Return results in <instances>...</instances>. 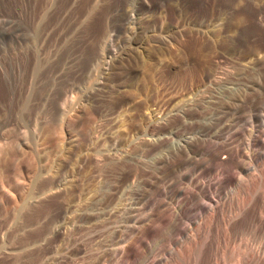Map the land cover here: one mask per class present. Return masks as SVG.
Returning <instances> with one entry per match:
<instances>
[{
	"label": "rangeland",
	"instance_id": "1",
	"mask_svg": "<svg viewBox=\"0 0 264 264\" xmlns=\"http://www.w3.org/2000/svg\"><path fill=\"white\" fill-rule=\"evenodd\" d=\"M262 167L264 0H0V264H264Z\"/></svg>",
	"mask_w": 264,
	"mask_h": 264
},
{
	"label": "bare ground",
	"instance_id": "2",
	"mask_svg": "<svg viewBox=\"0 0 264 264\" xmlns=\"http://www.w3.org/2000/svg\"><path fill=\"white\" fill-rule=\"evenodd\" d=\"M240 98H241V97H240ZM231 105H234V104H231ZM212 159H213V158H212ZM217 159H218V158H217ZM213 162H214V161H213ZM247 163H248V162H247ZM228 165H229V164H228ZM262 165H263V164H262ZM225 166H226V165H225ZM249 167H250V166H249ZM249 167H248V168H249ZM218 168H219V166H218ZM231 168H232V166H231ZM231 168H229V169H231ZM214 170H215V169H214ZM248 170H249V169H245V170H243V171H240V173L238 174V177L235 179V183H236L235 185L238 186V188H239L240 185H242V186L245 185V186H246V184H247V185L249 184V185L253 186L252 184L257 183V181H258L259 178H260V180H262V179H261V176H259V178H258V176H257L256 174H252V173L250 174V173H248V172H249ZM257 171H258V173H259L260 175H264V167H262L261 169H259V170H257ZM228 172H230V171H228ZM228 172H227V173H228ZM241 173H242V174H241ZM246 173H247L248 175H247ZM218 174H219V172H216L215 174H212V175H210L208 178H206L207 181H206L205 184L207 185V187H213V188L216 189V188H219V187L222 185V183L225 185V183H224V182H225V179L222 178L223 181L220 180V179H219V176H220L221 174H220V175H218ZM225 174H226V173H225ZM225 174L222 173V175H224V176H225ZM241 175H242V176H245V175L247 176V179H245L246 181H245V180H244V181H241V180L244 179V178H242V179L240 180V178L242 177ZM263 177H264V176H263ZM220 178H221V176H220ZM206 179H205V180H206ZM232 181H233V180H232ZM231 183H234V182H231ZM231 183H230V184H231ZM205 184H204V185H205ZM199 185H200V184H199ZM199 185H198V186H199ZM204 185L201 186V191H202V187L204 188ZM198 186H197V187H198ZM222 186H223V185H222ZM245 186H244V187H245ZM256 186H257V184H256ZM240 187H241V186H240ZM213 188H212V189H213ZM255 188H256V187H255ZM257 188H258V187H257ZM193 189H194V188H193ZM206 189L208 190V189H210V188H206ZM206 189H205V190H206ZM219 190H221V189H219ZM240 190H241V189H240ZM199 191H200V189H199ZM201 191H200V192H201ZM208 191H209V190H208ZM208 191H207V192H208ZM200 192H199V194H201L203 191H202L201 193H200ZM207 192H204V193H207ZM190 193H191V192H190ZM183 194H184V193H183ZM187 194H188V193H187ZM202 194H203V193H202ZM209 194H210V193H209ZM205 195H206V194H205ZM205 195H201V196H203V198H204ZM192 196H193V195H192ZM198 196H199V195H197V197H198ZM207 196H209V195H207ZM232 196H233V195H232ZM179 197H180V196H179ZM194 197H195V196H194ZM194 197H193V198H194ZM197 197H196V198H197ZM205 197H206V196H205ZM191 198H192V197H191ZM198 198H199V197H198ZM213 198H214V195L210 194L208 200L213 201ZM181 199H183V198H181ZM189 199H190V198H189L188 196H185L184 199L181 201V203H180L179 205L177 204L178 206L176 205L177 208H176V211L174 212V215H173V213L171 214V216H173V218H170V219H173L172 222L174 221V218H176L175 220L178 221L179 218H183V217L186 218V217H187L185 213L189 211V210L187 209V208L190 206V205H187V204L189 203ZM190 200H191V199H190ZM200 200H202V198H201ZM224 200H225V199H223L222 203H224ZM177 201H178V200H177ZM177 201H176V202H177ZM178 202H179V201H178ZM192 202H193V201H192ZM198 202H199V201H198ZM202 202H203V201H202ZM208 202H209V201H208ZM229 203H230V202H229ZM189 204H190V203H189ZM200 204H201V203H200ZM205 204H206V202H205ZM208 204H209V203H208ZM213 204H214V205H213ZM220 204H221V203H220ZM217 205H218V202H217V201H215V203L210 204L211 209H210V211L208 210L209 216L212 214V212H214L213 210L215 209V207H216ZM222 205H223V204H222ZM176 206H175V207H176ZM193 206H194L193 208L196 209L195 204H194ZM196 206H197V204H196ZM218 206H219V205H218ZM220 207H221V206H220ZM190 208H191V207H190ZM199 209H200V208H199ZM216 209H217V208H216ZM239 209H240V208H239ZM187 210H188V211H187ZM191 210L193 211V209H191ZM191 210H190V211H191ZM241 210H242V209H241ZM171 211H172V208H171ZM217 211H218V210H217ZM217 211H216V212H217ZM222 211H223V210H222ZM239 211H240V210H239ZM204 214H205V213H204ZM189 216H192L191 213H190ZM189 216H188V217H189ZM188 217H187V218H188ZM210 217H211V216H210ZM210 217H207V218H210ZM185 218H183V220H186V219H187V218H186V219H185ZM190 218L192 219L193 217H190ZM201 219H202V218H201ZM210 219H212V218H210ZM220 219H221V218H220ZM187 220H188V219H187ZM205 220H206V219H205ZM208 221H209V219H208ZM208 221H206V222H208ZM181 222H182V221H181ZM181 222H179V223H181ZM199 222H200V221H199ZM203 222H204V221H203ZM206 222H205V223H206ZM200 223H202V222H200ZM200 223H199V224H200ZM205 223H203V224L205 225ZM195 224H197V222H196ZM174 225H175V224H174ZM194 227H196V226L194 225ZM193 229L195 230V228H193ZM198 229H199V228H198ZM200 229H201V227H200ZM194 232H197V231L195 230ZM209 234H210V233H209ZM195 241H196V240H195ZM193 243H194V242H193ZM195 244H196V242H195ZM195 244H194V245H195ZM197 245H198V244H197ZM183 248H184V247H183ZM187 249H188V248H187ZM183 250H184V249H183ZM256 250H257V249H256ZM248 252H249V251H248ZM248 252H246V250L244 251V249H243V251H242V250H239V249H236V248H235L234 250H232L231 252H229V253H230V256H229V257H231V259H232L231 261L235 262V261H236L235 258H236V259L238 258V257H236V256L241 255V256H244V257H245L246 255H248ZM246 253H247V254H246ZM251 253H252V252L249 253V257L252 258V254H251ZM254 253H255V252H254ZM250 254H251V255H250ZM263 254H264V253H263ZM256 255H257V254H256ZM254 256H255V255H254ZM254 256H253V257H254ZM249 257L246 256L245 258H247V259L249 260V259H250ZM239 258H240V257H239ZM239 258H238V259H239ZM245 258H242V257H241V259H243V260H244ZM238 259H237V260H238ZM253 259H254V258H253ZM245 260H246V259H245ZM261 260H262V259H261ZM261 260H260V261H261ZM251 261H252V260H251ZM233 262H232V263H233ZM237 262H238V261H237ZM233 264H234V263H233ZM235 264H237V263L235 262Z\"/></svg>",
	"mask_w": 264,
	"mask_h": 264
}]
</instances>
